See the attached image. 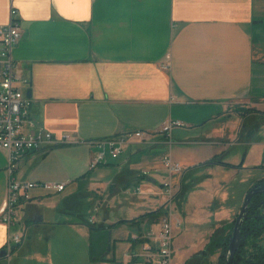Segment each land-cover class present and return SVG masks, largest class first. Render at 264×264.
<instances>
[{"label":"crops","instance_id":"crops-1","mask_svg":"<svg viewBox=\"0 0 264 264\" xmlns=\"http://www.w3.org/2000/svg\"><path fill=\"white\" fill-rule=\"evenodd\" d=\"M11 9L22 30L11 58L28 80L23 88L31 92L30 117L55 139L66 135L70 141L21 158L18 179L67 184L61 193L32 189L15 224L0 222V252L9 235L21 237L0 264H116L119 243L132 257L123 253L117 264H152L147 257L158 259L156 247L145 234L158 230L160 208L173 228L171 264L205 262L198 253L226 237L242 207L243 198H233L231 178L240 175V184H248L243 195L264 180V142L236 140L246 117L229 110L264 104V0H0V26L9 22ZM172 121L184 126L162 132ZM177 128L184 129L181 140L173 139ZM136 130L149 132L150 139L128 144L122 152L128 156L116 165L107 146L97 145ZM174 143L208 149L200 173L189 175L200 165L188 158L173 159ZM167 145L174 162L187 163L183 173L170 176L176 197L194 188L189 195L197 196L175 198L177 207L161 188L168 173L159 151ZM230 146L245 151L226 160ZM102 151L107 164L89 169ZM219 155L221 163L204 164ZM8 162L0 148V206ZM88 193L102 206L97 230L77 221L78 194ZM191 199L198 205L195 220L186 211ZM180 224L196 233L199 244L192 249L179 240ZM102 229L116 236L109 254L99 249L95 256L82 239ZM220 253L213 245L207 264H217Z\"/></svg>","mask_w":264,"mask_h":264},{"label":"built area","instance_id":"built-area-1","mask_svg":"<svg viewBox=\"0 0 264 264\" xmlns=\"http://www.w3.org/2000/svg\"><path fill=\"white\" fill-rule=\"evenodd\" d=\"M22 36V30L18 23L17 12L10 10L9 22L0 26V148L9 154L7 166V194L0 206V222L9 227L15 224L18 209L31 200L32 189H44L61 193L66 183H48L39 181L21 180L15 176L21 158L27 152H44L49 148L65 144L70 141L68 136L55 139L50 132L37 126L29 114L30 100L26 97L24 86L28 85L27 79H22L15 71V65L11 58V51L18 44ZM178 121L169 122L162 130L166 133L173 127H183ZM151 137L149 132L143 130L131 131L123 135L114 136L97 142L100 147L107 146V155L116 159L132 142L145 143ZM107 164V156L104 151L99 153L89 164L92 169L98 165ZM162 165L167 170L168 179L163 183L165 195L172 193L170 176L182 172V166L174 162L169 154L162 158ZM143 175L146 174L144 171ZM139 188L135 189V192ZM171 199V198H170ZM94 224L93 220L89 221ZM147 239L152 237L158 259L153 262L151 256L147 262L152 264H171L173 228L169 216L166 214L159 222L156 232L145 234ZM145 235L141 236L145 238ZM137 239V238H136ZM21 241L19 235H9L6 242L5 256ZM132 254L127 252L124 258H130ZM152 261V262H151Z\"/></svg>","mask_w":264,"mask_h":264},{"label":"rangeland","instance_id":"rangeland-1","mask_svg":"<svg viewBox=\"0 0 264 264\" xmlns=\"http://www.w3.org/2000/svg\"><path fill=\"white\" fill-rule=\"evenodd\" d=\"M229 110L233 111L230 113H234L235 115H240L241 117H246L243 119V122L240 123V125L238 126V130L240 131V135L239 138L236 140H240V141H247V142H251V141H261L264 142V104L263 105H259V106H236V107H232ZM230 115V114H227ZM250 129H253V133L251 136H248L247 131H249ZM232 133V132H231ZM184 129L181 128H177L174 129L173 132V139L175 140H181L184 137ZM249 137V139L247 138ZM231 138V136L229 137V139ZM229 139H226L225 142L230 143ZM247 139V140H246ZM197 146L195 145H178L176 143L171 145L170 151H171V156L173 157V159H175L176 161V156L178 157H184V158H188L190 161H193V163L200 165L195 167V168H190V174L189 175H194V174H198L200 173V170H203L201 164L203 160L202 159L206 154L204 153V150L208 149H204L202 147L198 148L199 151H195L194 148H196ZM243 152L245 151V148L243 146H230L228 148V150L225 152L226 156V160H229L230 157L236 153V152ZM162 152L165 154H167L169 152V148L168 145L161 148V150L159 151V154H162ZM128 156V152L126 153H122L119 157L117 158V160H115L113 162V164H118V162H120L121 159H124ZM198 159V160H197ZM183 168L182 172L184 171V167L187 165L186 162H182V161H186V160H177ZM195 161V162H194ZM241 161V160H240ZM239 161V163H240ZM95 168V167H94ZM90 169V168H89ZM257 172V171H256ZM261 172V171H258ZM258 174V173H255ZM94 175V174H92ZM220 176L217 178V180H219ZM242 178V176H238V177H232L231 178V188L232 189V193H233V198H243L244 199V191L247 190L245 189L247 187L248 184L244 183L243 185L240 184V179ZM191 181V180H190ZM94 182V181H93ZM83 186V184H82ZM161 187V186H160ZM164 190V187L162 185L161 187ZM195 189V188H194ZM194 189H190L187 192L186 196H182L179 195L178 197H176L177 195V187L175 185L171 184V190L172 193L170 196H167V198H172V202L174 204V206H176V199L175 198H197V196H190L189 192L194 191ZM197 189V188H196ZM207 190V188H205ZM80 191H83L82 188H80ZM132 191H133V186H130L128 188H126V192L125 194L127 195L126 198H131L132 196ZM199 191V189H198ZM197 191V192H198ZM108 194V192H107ZM91 194L88 193V195L86 196H81L80 194H78V224L84 226V227H89L90 228H95L98 227V225L102 224L103 221V212H102V206L97 208V199L93 198L92 196H90ZM243 196V197H242ZM118 198V197H116ZM242 199V201H243ZM193 202H194V206H193ZM191 205L186 206V211L188 214H190V217H192V219H197L198 218V213L195 212L198 209V205L196 203L195 200L191 199L189 202ZM243 203V202H242ZM177 207V206H176ZM176 210V209H175ZM173 210V216L177 217V211ZM178 212H181V210H179ZM178 216L180 217V213H178ZM178 219V218H177ZM93 220L94 224H90L89 221ZM181 223V221H180ZM179 227V240H184L185 242H189V249H192L195 245L199 244L198 240L195 241L194 240V236L195 234L192 232L193 229L190 228V225L184 229L183 225H178ZM116 236V232H110L108 229H102V230H98V231H92L91 230V236L90 238L87 240H83L82 239V243L86 244V245H91L92 249L94 250L95 256L98 255L99 253V249L104 250L105 252L108 251V254L110 253L109 251H112L111 245H112V240L115 239ZM193 240V241H192ZM260 244L264 245V235L263 237L258 241ZM121 243H119V245L116 246V248L114 249L115 255H116V260L115 263L117 264L120 260V257L123 255V253H125L126 248L122 247V245H120ZM175 242H174V238L172 239V247L175 248Z\"/></svg>","mask_w":264,"mask_h":264},{"label":"trees","instance_id":"trees-1","mask_svg":"<svg viewBox=\"0 0 264 264\" xmlns=\"http://www.w3.org/2000/svg\"><path fill=\"white\" fill-rule=\"evenodd\" d=\"M221 163V155L214 156L212 160L204 163L205 165ZM264 193L255 194L249 203L247 208L246 217L243 219L241 225V234L245 236L244 241L240 244L238 250L235 253L233 264H264V245L260 244L258 241L264 235ZM161 216L166 215V210L160 208L158 211ZM156 213V212H154ZM153 213V214H154ZM143 216L130 220V223L138 221ZM234 223L232 224V228ZM92 229H99L98 227ZM232 231V229H231ZM231 231L226 235V237L219 243L212 242L205 251L198 253V256H204L205 262L201 264H207V256L212 253L213 245L216 247H221V253L217 264H225L227 259V248L230 239Z\"/></svg>","mask_w":264,"mask_h":264},{"label":"water","instance_id":"water-1","mask_svg":"<svg viewBox=\"0 0 264 264\" xmlns=\"http://www.w3.org/2000/svg\"><path fill=\"white\" fill-rule=\"evenodd\" d=\"M25 95L27 98L31 97L30 89L26 90ZM259 193H264V182L259 183V184L256 183L253 186H251V188L248 190V192L244 196L242 207L234 221V226L230 234V239H229L228 248H227V259H226L225 264H233L235 253L238 250L240 244L245 239V236L241 234V225L243 223V219H245L246 217L247 208L249 206L251 198L255 194H259ZM3 256H5V251L0 252V257H3Z\"/></svg>","mask_w":264,"mask_h":264},{"label":"flooded vegetation","instance_id":"flooded-vegetation-1","mask_svg":"<svg viewBox=\"0 0 264 264\" xmlns=\"http://www.w3.org/2000/svg\"><path fill=\"white\" fill-rule=\"evenodd\" d=\"M262 182H264V180H260V181H258L257 184L262 183ZM260 198H264V196H262V197H260Z\"/></svg>","mask_w":264,"mask_h":264}]
</instances>
